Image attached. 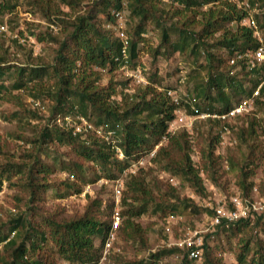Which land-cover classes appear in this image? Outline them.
Listing matches in <instances>:
<instances>
[{"label": "trees", "instance_id": "16d2710c", "mask_svg": "<svg viewBox=\"0 0 264 264\" xmlns=\"http://www.w3.org/2000/svg\"><path fill=\"white\" fill-rule=\"evenodd\" d=\"M18 1L0 0V16L12 14ZM29 1L40 9L43 18L49 22L58 21L63 38L51 36L55 34L49 30L50 42L58 44L53 64L19 65L13 63L11 50L12 47L22 49L20 42L18 39L9 41L5 35H0V103L11 102L19 108L13 116L21 125L27 121L41 124L35 130L36 137L27 139L32 150L23 155V162L7 158L10 149L0 137V160L4 161L0 163V194L7 182L10 186L22 187L29 195L27 211L0 225V264H59L60 261L97 264L102 248L96 245V240L99 239L101 244L104 242L111 226L114 204L105 205L99 195H88L82 213L65 216L59 207L45 213L43 204L49 190L55 189L58 198H66L72 192L82 193L81 184L96 183L101 179L115 181L131 161L159 145L151 162L159 164L171 176L182 178L198 197L206 198L203 174L211 175L213 182L218 184L227 173L224 170L219 173L222 158L216 154L222 123L207 119L217 131L216 134L209 132L207 146L201 151V167H197L192 156L193 133L186 130L168 133L177 105L168 96L164 78L159 76L158 70L148 77V85H135L132 93L126 91L131 78L124 81L115 78L119 70L115 59L121 56L123 43L113 27L118 22L116 13L125 9L123 0H99L70 19L61 17L67 13L54 0ZM59 1L72 11L81 4V0ZM251 1H260L264 6V0ZM127 4L131 24L128 28L130 66L137 67L141 51L152 57L154 67L161 57L171 59L178 52L188 55L198 68L208 72L205 81L200 79V74L192 78L199 83L195 97L200 113L205 112L204 108L213 112L229 110L245 95L244 85L248 81L254 82L245 71L230 73L234 68L229 64L231 57L238 51L256 49L260 44L254 30L242 24L246 11L235 3L230 0H127ZM256 18L264 40V16ZM152 22L161 30L157 45L146 37ZM36 39L43 42L46 37L38 35ZM204 53L208 58L207 65L200 63ZM106 75L107 83L102 84ZM50 80H54L52 85ZM22 89L24 93L20 92ZM24 97L40 101L47 116L43 118L41 114L45 111L34 107L29 99L32 109H28ZM263 104L264 93L258 106ZM59 115L85 117L104 132L116 131L124 158L119 159L116 151L95 133L74 135L57 122ZM238 121L248 124L239 132L240 142L247 145L248 150V156L239 168V178L242 193L249 195L253 186L248 181L257 154V146L249 141L258 137V128H264V120L260 123L250 115ZM237 126H233V132L238 130ZM57 145H67L71 152L59 154L55 149ZM53 152L56 154L54 164L42 159L43 154ZM230 164L236 166L233 160ZM57 171L67 173L69 178L52 180V174ZM92 171L96 175L89 177ZM18 200L23 201V198ZM151 206L160 218L177 213L180 206L199 208L193 199L181 198L178 187L172 183L150 178L143 170L131 176L122 197L120 237L126 242L132 240L143 251L150 248L149 229L138 220L150 211ZM204 210L211 214L209 209ZM6 228H9L7 232ZM261 229L264 231V215L255 220L240 219L219 226L216 232L206 235L204 264H224L209 244L211 238H220L222 234L228 240L242 235L237 253L239 263L264 264V239L255 233ZM160 231L164 233V228ZM175 254L183 255L180 264H194L188 250L174 246L162 248L143 260L119 256L115 259L118 264H153Z\"/></svg>", "mask_w": 264, "mask_h": 264}, {"label": "rangeland", "instance_id": "374dc122", "mask_svg": "<svg viewBox=\"0 0 264 264\" xmlns=\"http://www.w3.org/2000/svg\"><path fill=\"white\" fill-rule=\"evenodd\" d=\"M99 0H81V4L77 7L75 11H72L67 7V5L62 4L59 0H54L55 3H59L62 11L67 13V15H62V18L70 19L74 17L77 13H83L89 6H93ZM127 2V0H125ZM15 11L11 14H7L3 17L0 16V25L7 24L8 32L0 35H5V39L12 40V35H19L20 37L26 38L28 36L37 37L42 35L46 37V40L43 42H38L36 44L22 45L23 48L19 49L17 47H12L11 50V59L13 63L19 65H38V64H53L55 51L58 47L56 42H50L51 38L48 34L49 32L48 23L49 21L43 18L40 9L32 5L29 0H20ZM126 21L129 20V13L126 11L125 17ZM129 24V25H128ZM127 24V33L128 28L131 24L128 21ZM149 33L146 35L148 39L153 41L154 45H157L161 39V30L156 26V23H149ZM51 36L57 38H63L62 32L56 35L51 34ZM176 38V35L173 34V39ZM16 40V39H14ZM200 63L207 65L208 58L203 54V58L200 60ZM141 69L146 80L149 81V78L155 70H158L159 76L164 78V88L167 89H176L179 88L185 94H197V86L199 83L192 79L197 75H201L204 81L208 77V72L206 69L198 68L197 65L193 62L192 59H189L188 55L182 53H176L171 59H165L163 57L159 58L158 64L156 67L153 66L152 57L146 53V51L140 52V58L137 62V67L133 68L130 66L129 71ZM186 76V80L181 82V79ZM115 78L119 81H124L127 78H130L126 71L118 70L115 74ZM108 76H105L102 84H106ZM54 80H50L52 85ZM150 83V81H149ZM135 85L138 83L135 79H132L130 87L126 91L133 92ZM25 98V104L28 109H32L28 103V97ZM198 107V105H197ZM217 107V106H216ZM19 108L7 101H2L0 103V137L3 141L8 143L10 154H6L8 159L11 161H21L23 162V155L29 153L32 150L31 143L27 142V139H34L36 137V128L40 123L25 122V124H20L19 121L15 120L14 113H17ZM204 111L205 108H204ZM188 115H191L189 109H187ZM43 118L47 116L46 111L41 114ZM255 117L263 123L264 120V104L257 105L255 111L251 114V118ZM94 120V119H93ZM238 126L236 127L235 132L232 131V135L225 141L220 138V143L217 147L216 154L219 155L222 159L220 162L219 173H222L223 170L226 171V174H223V177L220 178L219 183L215 184L211 179V175L203 174L205 185L207 188V197L201 198L198 197L193 188L186 183L182 178L173 177L170 173L166 172L159 164H154L153 162L147 164V167L143 169L145 175H150V178H158L163 182L171 183L170 178H175L173 185L178 187L181 198L193 199L198 203L199 208H189L185 209L184 206H180L177 213L185 217V226H190L192 229H206L210 228L209 232L204 234L205 239L207 234H213L216 231H213V228L210 226V220L206 217L205 205L206 202L213 200L218 197L220 194H229L233 192V189L241 187V181L239 178V168L244 164L247 156L248 150L247 145H244L240 142V131H243L247 127V121L241 122L237 121ZM241 122V123H240ZM184 131V130H180ZM212 131L213 134H216L217 129L212 128L210 121L207 119L198 118L194 120V126L191 130L192 139H193V160L197 167H201L202 161V149L207 146L206 140L209 136V132ZM230 138L232 140H230ZM234 141V142H233ZM249 144L257 146V154L255 156V164L253 166V174L249 179L248 183H251L252 186H257L262 195H264V128H258V137H255L254 140H250ZM58 150L59 154L65 153L68 155L71 150L67 145L60 146L57 145L55 148ZM56 151V150H55ZM54 156L56 154H43L42 159L49 163L54 164ZM233 160L236 164L235 167L231 166L230 162ZM2 159L0 163H2ZM96 174L92 171L89 177H93ZM69 176L67 173L57 171L52 174V180L64 181L68 179ZM61 184V182H59ZM58 183V185H59ZM225 184V186H224ZM250 184V185H251ZM19 186H10L7 182H4L3 191L0 194V225L8 223L11 219L15 218L18 214L27 211L26 201L29 199V195L21 189ZM82 193L72 192L66 198H58L55 189L49 190L47 193L46 201L43 204V210L45 213L54 212L58 207L62 208L65 212L64 215H73L77 212L82 213L87 204V196L102 197L104 204L114 202L113 198V181H107L106 179H101L96 183L81 184ZM263 189V190H262ZM23 198V201H19L18 198ZM112 215V214H111ZM160 214L154 212V206L150 207V211L141 217L138 221L146 228L149 229L148 237L150 248L148 250H139L138 246L134 244L132 240L124 241L120 237L118 243L119 252H114L112 254L111 262H116L115 257L119 256L127 260L138 259L143 260L150 257L151 253H157L160 249L165 248L164 242L168 237L161 232V227L163 218H160ZM111 218V217H110ZM9 228L5 229L7 232ZM258 231V232H257ZM162 233V234H161ZM175 232V234H177ZM256 235L264 239V231L256 230ZM179 234V233H178ZM13 235V233L11 234ZM177 237V236H176ZM242 235L237 237H232L228 240L225 234H222L220 238H211L209 244L212 249L215 250L216 256L223 260L224 264H241L237 261V253H239L241 244L239 243ZM96 245L98 247H103V242L98 239L96 240ZM176 256H179L177 258ZM183 258L182 254L169 255L161 258L163 264H180L181 259ZM205 254L202 260L194 261V264H204ZM117 263V262H116ZM59 264H65L60 261ZM118 264V263H117ZM245 264H250L246 261Z\"/></svg>", "mask_w": 264, "mask_h": 264}, {"label": "built area", "instance_id": "2783aa9c", "mask_svg": "<svg viewBox=\"0 0 264 264\" xmlns=\"http://www.w3.org/2000/svg\"><path fill=\"white\" fill-rule=\"evenodd\" d=\"M169 2L170 0H162ZM239 8L246 11L247 16L242 21L243 25L251 27L255 34L254 36L259 40L260 44L256 49H248L246 51H238L230 58L229 64L234 68L231 70V75L245 71L249 73L253 83L248 81L244 85L245 95L232 108L224 112H213L207 109L205 112H199L196 104V97L194 94H185L179 88L167 89L168 96L173 103L177 105L174 118L170 121L168 133L175 134L180 130L191 132L194 126V120L198 118L212 119L222 123L221 139L227 140L232 135V128L238 124L240 118L250 116L257 107L260 99L263 97L264 91V40L259 30L257 16H264V6L260 1L251 0H230ZM124 10L116 13L118 18L117 25L114 30L117 36L123 43L121 56L115 60L118 67L122 71H126L131 79H135L138 85H148L149 81L144 77L142 70L130 69V53L129 43L130 36L127 33V24L125 13L128 4L123 0ZM49 30L56 34L61 31V26L58 21L53 20L48 23ZM9 33L7 24L0 25V34ZM11 38L18 39L22 45L36 44L37 39L33 36L26 38L19 35L9 34ZM241 78L242 76L239 75ZM186 80V76L181 79V82ZM24 93V89L20 90ZM130 92V91H128ZM132 93V92H130ZM34 107H41L45 111L42 103L35 99H29ZM190 109L191 115H188L187 109ZM57 122L67 130H71L74 135L87 136L89 133H95L101 136L113 150L116 151L119 159L124 158L122 149L119 146V137L116 131L104 132L101 127H96L93 122L81 116H58ZM230 140H232L230 138ZM234 142V141H233ZM159 145L152 151L146 152L144 155L136 160L131 161L130 165L126 167L120 176L113 181V198L114 209L111 215V226L105 236L103 247L101 251V259L97 264H117L111 262L112 254L119 252L118 243L120 241V229L123 221L122 217V197L127 180L137 174L139 171L145 169L147 164H151L152 159L156 156ZM173 184L175 178H170ZM205 207L211 211V214L206 212V217L210 220V226L213 231H216L219 226L229 224L240 219L255 220L258 216L264 215V195L261 194L259 188L254 186L249 195H244L240 188L233 189L232 193L220 194L218 197L206 202ZM185 217L179 213H170L163 218L162 225L164 234L168 237V241L164 242L165 247H179L189 251V258L194 261L202 260L205 253V235L210 228L206 229H192L190 226H185ZM175 234V232H177ZM13 236V235H12ZM177 236V237H176ZM179 258V256H176ZM153 264H163L162 260H156Z\"/></svg>", "mask_w": 264, "mask_h": 264}]
</instances>
